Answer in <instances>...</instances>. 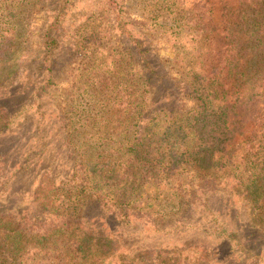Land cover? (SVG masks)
Listing matches in <instances>:
<instances>
[{
	"label": "trees",
	"instance_id": "16d2710c",
	"mask_svg": "<svg viewBox=\"0 0 264 264\" xmlns=\"http://www.w3.org/2000/svg\"><path fill=\"white\" fill-rule=\"evenodd\" d=\"M39 1L0 0V133L30 109L46 112L64 53L88 58L79 85L92 113L81 103L58 110L76 124L72 160L47 166L34 194L0 209V264H214L220 245L264 264V0H228L220 21L215 0H141L144 25L127 0H92L69 23L70 0H61L28 69L25 17ZM148 29L172 41L176 57L186 50L183 61L160 57ZM114 34L121 48L109 43ZM178 211L199 242L132 237ZM210 234L218 244L205 242Z\"/></svg>",
	"mask_w": 264,
	"mask_h": 264
},
{
	"label": "rangeland",
	"instance_id": "374dc122",
	"mask_svg": "<svg viewBox=\"0 0 264 264\" xmlns=\"http://www.w3.org/2000/svg\"><path fill=\"white\" fill-rule=\"evenodd\" d=\"M61 0H40L35 5V10L29 13L28 18L25 17V24L27 29L24 31V37L26 42L24 43V54L22 56V62L26 61L28 69L33 66L37 59L41 49V35L45 28L51 24L54 17V10L58 8ZM134 5L130 8V14L133 18L144 25V19L146 17V10L141 6L135 4L141 2V0H127ZM228 0H215L217 7L215 9L214 18L215 21H220L221 16L224 13V2ZM234 0H231L233 3ZM93 6L92 0H70L67 6V19L69 23L79 21V13L84 12L86 8ZM109 20V19H108ZM153 36L154 45L157 51L164 60H167L170 66L180 64L183 60L182 57L186 54V50L176 57L178 49L175 48V44L172 41L167 40L165 37L158 33L148 29ZM109 43L112 47L121 48L122 41L117 34H114ZM104 44H107L104 41ZM178 45V44H176ZM182 50L180 49V52ZM65 55L62 61L63 70L58 77V73L55 74V78L50 83L49 89L46 92V100L43 101V107L45 113L37 111V109H30L29 112L19 115L14 122L10 124L8 129L0 133V161L5 159L9 165L8 170L5 172L3 178L0 181V209H12L17 206V203L22 199H28L36 187L40 185V181L43 176L50 170L47 166L52 165L53 171H58V165L63 162H69L71 155L67 153L65 147L69 146V139L73 138V134L76 133V124L71 119L62 122L59 117L58 110L61 113H65L72 109V105L79 103L82 107H85L86 115L91 114L90 106V94L91 91L86 93L83 89L84 86L79 85L80 78L86 75L88 58L85 54L78 56L76 59H72L69 54ZM69 57H71L69 59ZM175 58L177 62H175ZM58 59V57H57ZM61 61V62H62ZM58 67V65H57ZM56 69V68H55ZM174 75L178 76L177 68H173ZM42 74V73H41ZM50 74L49 71L46 75ZM82 83V80H81ZM82 89V90H81ZM22 93V91H21ZM20 93V94H21ZM78 93H81V95ZM18 94V96L20 95ZM83 97V98H81ZM77 99V100H76ZM75 121V120H74ZM87 121H90L89 119ZM63 126L65 128H63ZM257 125L251 124L250 128L255 129ZM249 128V129H250ZM65 132L67 134H65ZM72 134V135H71ZM71 135V136H70ZM236 140L243 139V136L236 137ZM72 141V140H71ZM77 141V139H75ZM183 178V177H181ZM58 181V179H57ZM7 182V186L1 188L3 184ZM178 179H175L172 184L177 185ZM242 205L243 201L240 199ZM244 204V203H243ZM240 205V206H241ZM4 207V208H3ZM242 208L240 207V210ZM238 211V210H237ZM169 215V214H168ZM181 212L171 214L172 223L167 226H162L160 229H156L153 226H147L145 231L140 233L137 231L132 237L138 239L143 237V241H155L156 244H168L169 247H174L177 244H183L187 242H194L193 239L198 238L200 241V235H195L192 228H188L186 231L180 226V222L175 220L179 219ZM244 215V213H243ZM103 225L108 226V229L114 227L115 222L112 218L103 219ZM189 220L186 221L189 222ZM169 232V233H167ZM251 232H253L251 230ZM148 237L147 239L144 237ZM255 240V239H254ZM210 244H218L216 235H209L205 240ZM258 246L264 248V241L258 242ZM220 254L214 258H219L214 264H255L251 259H244L241 255L231 254V251L227 249L225 245H220Z\"/></svg>",
	"mask_w": 264,
	"mask_h": 264
}]
</instances>
